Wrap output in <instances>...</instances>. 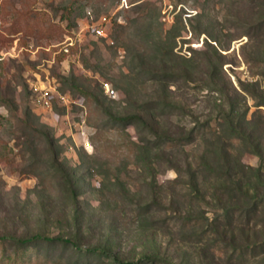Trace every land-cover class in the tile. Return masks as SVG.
I'll return each mask as SVG.
<instances>
[{"label":"rangeland","instance_id":"rangeland-1","mask_svg":"<svg viewBox=\"0 0 264 264\" xmlns=\"http://www.w3.org/2000/svg\"><path fill=\"white\" fill-rule=\"evenodd\" d=\"M74 1L0 0V264H120L85 250L95 246L129 263L264 264V206L244 212L215 171L223 109L251 119L241 83L264 91V27L250 28L264 0ZM89 11L109 16L107 35L87 32L64 54ZM37 80L65 99L35 104ZM138 114L193 137L171 145L115 118ZM246 145L234 139L230 158L258 167ZM35 234L81 250L18 241Z\"/></svg>","mask_w":264,"mask_h":264},{"label":"trees","instance_id":"trees-1","mask_svg":"<svg viewBox=\"0 0 264 264\" xmlns=\"http://www.w3.org/2000/svg\"><path fill=\"white\" fill-rule=\"evenodd\" d=\"M76 1V0H75ZM75 1L73 3H75ZM251 3H255L256 0H249ZM255 5V4H254ZM264 25L263 21L255 22L251 25L252 31H259L262 32V27ZM65 54V52H64ZM242 90L250 93L254 99H256L258 107L254 113V117L251 119H247L246 115L248 112V108H246L243 112H240L237 109L236 103L231 102V107L229 109H223L222 111V119L223 122L220 125L221 129L217 133L219 138L222 139L221 145L218 147V154L221 158L224 159V163L219 168H215V171L225 177L227 182L231 184L229 189L232 191L238 192L242 199V207L245 208L244 212L248 214H255L259 211V207L261 205L264 206V124L260 117L263 115L261 106H264V91L257 90L255 88H251L248 85L241 83ZM12 101H9L8 107H12ZM120 122L125 123H135L137 120H142L143 123L150 129L151 133L154 135H159L165 141L172 144L182 143L185 144L189 141L193 136V132L189 134L188 137H174L170 135H162L159 134L156 130L155 125L148 122L142 116L138 115H130L124 117H115ZM261 120V122H260ZM264 122V121H263ZM208 124V123H206ZM238 139L243 141L248 149H250L253 153L260 157V165L258 167H252L246 165L242 162H233L232 158H230L231 153L227 146L232 145L233 140ZM232 160V161H231ZM64 178L66 179L65 182L67 183L68 190L71 192L73 199H77L78 194L75 187V182L71 178L70 175H66V170L64 169ZM192 183V182H191ZM194 189L197 190L196 183L192 184ZM37 240H45L51 243L56 242H63L65 244H73L79 248L76 241L72 240L71 238H66L63 236H45L42 234H35L31 237L26 238H18V241L26 244L32 241ZM80 249V248H79ZM81 250V249H80ZM87 252L90 253H98L102 255H106L112 257L115 261L120 264H139L146 261H151L154 256L147 255L141 258L138 262H125L124 260L120 259L118 256L112 254L108 247L104 246H95L89 247L85 249Z\"/></svg>","mask_w":264,"mask_h":264},{"label":"built area","instance_id":"built-area-1","mask_svg":"<svg viewBox=\"0 0 264 264\" xmlns=\"http://www.w3.org/2000/svg\"><path fill=\"white\" fill-rule=\"evenodd\" d=\"M126 2V0H122V2ZM121 2V3H122ZM123 4V3H122ZM87 21H85V25L83 26L81 24L79 30L75 34V41L72 36H68L65 39L63 49L65 53H69L71 51V47L74 46L76 41H80L87 32L94 34L96 36H106V26L110 22V18L107 15H102L99 17H96L94 14H92L91 11L87 14ZM47 83V84H46ZM46 83L44 81H33V84L31 86L33 90V101L35 104L45 108L49 109L52 105V100L54 97L65 99V96L62 95L58 89V84L51 83L50 80H48ZM110 94H114V90H108Z\"/></svg>","mask_w":264,"mask_h":264}]
</instances>
